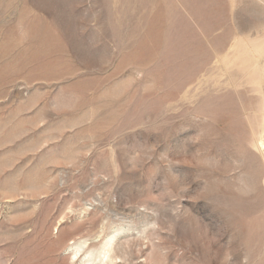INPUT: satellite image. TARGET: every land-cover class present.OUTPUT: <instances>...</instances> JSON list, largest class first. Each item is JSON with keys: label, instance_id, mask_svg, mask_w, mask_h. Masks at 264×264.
Segmentation results:
<instances>
[{"label": "rangeland", "instance_id": "374dc122", "mask_svg": "<svg viewBox=\"0 0 264 264\" xmlns=\"http://www.w3.org/2000/svg\"><path fill=\"white\" fill-rule=\"evenodd\" d=\"M0 264H264V0H0Z\"/></svg>", "mask_w": 264, "mask_h": 264}]
</instances>
